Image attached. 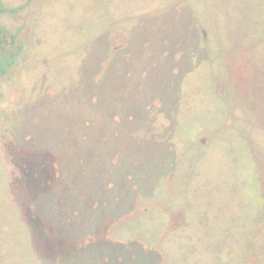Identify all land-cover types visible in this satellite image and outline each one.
<instances>
[{"label": "rangeland", "instance_id": "374dc122", "mask_svg": "<svg viewBox=\"0 0 264 264\" xmlns=\"http://www.w3.org/2000/svg\"><path fill=\"white\" fill-rule=\"evenodd\" d=\"M0 264H264V0H0Z\"/></svg>", "mask_w": 264, "mask_h": 264}]
</instances>
